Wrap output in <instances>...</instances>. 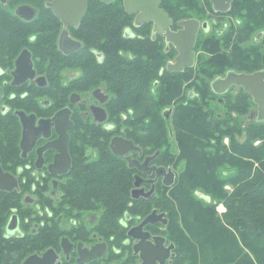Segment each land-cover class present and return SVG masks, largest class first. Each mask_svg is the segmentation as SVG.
<instances>
[{
  "label": "flooded vegetation",
  "instance_id": "obj_1",
  "mask_svg": "<svg viewBox=\"0 0 264 264\" xmlns=\"http://www.w3.org/2000/svg\"><path fill=\"white\" fill-rule=\"evenodd\" d=\"M51 1L45 0L46 7L50 8L46 11L28 0L17 3L0 0V27L11 34L16 31L20 34L15 51L0 57V197L4 199L3 211L7 215L4 236L11 238L24 233L19 206L15 204L17 195L21 196L19 202L23 206L36 207L41 216L40 223L34 221L29 229L40 230L41 233L53 231L54 234L50 245L28 255H42L52 248L56 255L54 264H128V261L144 264L146 261L141 251L135 253L133 245L143 241L152 249L157 247V252L163 254L155 240L156 236H163L164 247H173L168 249L163 263L157 258L149 260L148 264H168L175 246L163 233L166 224L163 212L152 207L156 213L147 223L142 222L147 215L127 213L120 219L127 236L121 246H116L111 237L94 229L102 211L107 209L100 196L92 195V199H96L92 209L79 206L69 190L78 169L113 166L128 172L131 195L137 187L142 191L135 198H144L158 194L161 181L171 184L175 173H171V167H161L158 149H150V144L143 147L128 133L127 121L132 108L120 111L119 122L112 121L113 93L109 89L108 72L102 68L108 55L98 45L106 40L97 43V39L84 29L87 9L76 25L66 24L54 12ZM238 1L247 0H231L228 8L222 10L212 0H202V17L189 15L178 19L161 3L172 19L170 28L173 31L182 27L181 20L196 18L200 21L194 65L172 72L196 67L202 51L197 50V43L203 37V88L208 82L209 98L218 100L211 108L212 113L218 116L245 114V121H264L258 118L260 104L252 91L237 82L225 87L221 80L230 73L261 72L264 75V26L244 35L242 27L247 21L246 10L239 8ZM22 4L35 7V15L28 18L18 14L16 8ZM121 4L124 11L132 16V25L124 27L123 35L131 38L149 36L157 43L162 42L164 51L169 55L166 68L170 61L175 62L178 48L172 40L167 41L165 34L154 31V20L136 24L138 12H128L124 0ZM11 22L18 27L12 26ZM133 25L138 29L135 30ZM65 30L68 37L63 38ZM25 50L31 54L32 74L26 72L24 64L20 66L18 63ZM120 52L123 53V50ZM128 54L132 55V52ZM213 59L220 65L214 75L206 79ZM191 80L189 78L183 85L185 101L174 99L176 104L186 102V95L188 99L199 96L200 92L190 86ZM157 83V80L153 83V92ZM261 95L264 96V89ZM228 100L233 101L234 109H230ZM176 104L167 106L163 113L171 114ZM65 135H68L67 145H64ZM117 135L131 139L133 146L124 153H115L111 141ZM151 190L150 195H145ZM38 195L41 200H38ZM13 215L18 216V229L8 233L7 225ZM25 222H30V216L25 217ZM64 239H67V245L63 244ZM100 243L105 245L103 255L87 262L79 261L80 250L91 249L95 245H99V249L102 247ZM24 260L22 264H25Z\"/></svg>",
  "mask_w": 264,
  "mask_h": 264
},
{
  "label": "trees",
  "instance_id": "obj_2",
  "mask_svg": "<svg viewBox=\"0 0 264 264\" xmlns=\"http://www.w3.org/2000/svg\"><path fill=\"white\" fill-rule=\"evenodd\" d=\"M28 1L42 10L49 8L45 0ZM161 3L176 19L203 16L201 0H161ZM236 4L246 10L244 35L264 26V0ZM84 22V29L97 43L106 40L98 45L108 55L102 68L108 72L113 93L112 121L119 122L120 111L132 108L128 133L143 147L150 144V149H158L161 167H171V173H175L171 184L160 182L158 194L135 198L129 191L127 171L113 166L78 169L69 188L76 203L93 209L96 199L92 195H99L107 206L94 229L121 246L127 233L120 219L127 213L148 216L153 207L164 213L163 233L175 246L168 264H264V121H245V114L212 113L211 108L218 100L209 98L208 82L203 88V37L197 43V50L202 51L196 67L172 72L166 68L169 55L162 42L157 43L149 36L123 35L124 27L132 25V16L124 11L121 0H89ZM19 35L0 27V57L15 51ZM219 65L213 59L206 79L214 75ZM189 78L190 86L200 92L199 96L191 99L185 96L186 102L177 103L167 119L165 107L173 104L174 99L184 100L183 85ZM156 80L158 86L153 92ZM228 103L234 109L233 101ZM167 123L176 137L178 153L167 152ZM224 135L230 136L229 144L223 142ZM181 162L184 166L180 169ZM20 198L16 195L15 204L19 206L24 233L7 238L4 236L7 215L3 211L4 199L0 197V264H22L29 253L50 245L54 236L53 231L41 233L29 229L34 221L40 223L41 216L36 207L23 206ZM220 201L226 207L222 214L217 211ZM26 216H30V222H25Z\"/></svg>",
  "mask_w": 264,
  "mask_h": 264
},
{
  "label": "water",
  "instance_id": "obj_3",
  "mask_svg": "<svg viewBox=\"0 0 264 264\" xmlns=\"http://www.w3.org/2000/svg\"><path fill=\"white\" fill-rule=\"evenodd\" d=\"M217 8L222 10L228 8L231 0H212ZM88 0H52L50 2L51 7L54 12L66 23V24H74L76 25L81 18L85 15L87 9ZM125 8L128 12H138L135 23L141 24L145 20H154V31H158L159 33H163L166 35L167 41L172 40L176 47L178 48V55L176 56L175 62H169L167 64V69L169 71H180L183 70L186 66H192L195 63V43L197 38V33L199 29V20L196 18H188L180 21L181 28L177 31H173L170 28V24L172 19L169 17L167 11L161 6V0H124ZM18 14H21L25 17L31 18L36 13V8L30 4H22L16 8ZM63 38L68 37L67 31L63 32ZM18 63L21 66L24 64L26 72H30L32 74V59L30 51L25 50L18 58ZM263 74L261 72H257L254 74H245L238 73L233 74L230 73L228 77L221 78L224 82V86L228 87L233 82H237L239 84H244V86L252 91L255 95L256 101L260 104V113L258 114L259 120H264V96L261 95V91L264 89V80ZM220 80V79H219ZM217 84V83H215ZM263 87V89H261ZM0 96H1V88H0ZM171 113V112H170ZM170 114H165V117L169 118ZM68 139V135L64 137V145L66 140ZM112 149L115 153L121 154L133 146V141L131 139L125 138L123 136L117 135L112 138L111 141ZM136 184L138 181L136 180ZM2 185V184H0ZM142 189L135 187L132 190L133 197H138L139 192ZM145 193V195H150ZM156 211L154 210L151 214L146 216L144 219V223L152 221L154 214ZM18 229V216L13 215L8 222L7 230L8 233L14 232ZM133 229V228H132ZM156 243L159 246V251H163L164 253L157 252L155 247L152 249L148 243L139 241L133 245V249L135 253L139 250L141 251V255L146 261L144 264H148L149 260L160 259L161 263L165 261V258L168 256V249L173 247V245L169 247H164L163 241L165 238L163 236L155 237ZM63 244L67 245V239L63 240ZM101 244V243H100ZM81 245V244H80ZM102 245V244H101ZM99 245H95L91 249H85L84 251L80 250L81 256L79 258L80 262H87L93 258L103 255V251L105 249V245H102L98 249ZM85 255V256H84ZM56 259L55 252L52 248L47 249L42 255L39 253H32L28 255L24 263L25 264H54Z\"/></svg>",
  "mask_w": 264,
  "mask_h": 264
},
{
  "label": "rangeland",
  "instance_id": "obj_4",
  "mask_svg": "<svg viewBox=\"0 0 264 264\" xmlns=\"http://www.w3.org/2000/svg\"><path fill=\"white\" fill-rule=\"evenodd\" d=\"M202 1V0H201ZM191 87H194V86H191ZM153 89V88H152ZM187 96V95H186ZM186 98V97H185ZM188 98V97H187ZM173 104H176V101H173ZM167 106H169V105H167ZM166 106V107H167ZM165 107V108H166ZM246 118V117H245ZM171 124V123H170ZM166 127H167V135H168V141H169V149L167 150V152H169V153H178V151H179V149H178V145H177V141H176V137H175V135H173V131L172 130H170L169 131V125H168V123L166 124ZM170 132V133H169ZM171 134H172V136H171ZM223 142L225 143V144H229V142H230V136L229 135H224V137H223ZM259 142V140H257L256 141V143H258ZM184 166V162H181V164L179 165V168L181 169L182 167ZM226 187L227 188H229V189H231V186L230 185H226ZM97 211H99L98 209H96ZM226 210V207H225V205H224V203H223V201H220V202H218L217 203V211H218V213H220V214H222V212L223 211H225ZM144 217V216H143ZM141 219H143V218H141ZM142 222H144V220H142ZM147 223V222H146ZM130 252H132L131 250H130ZM117 264H119L118 262H116ZM131 262L130 261H128V264H130ZM132 264V263H131Z\"/></svg>",
  "mask_w": 264,
  "mask_h": 264
}]
</instances>
